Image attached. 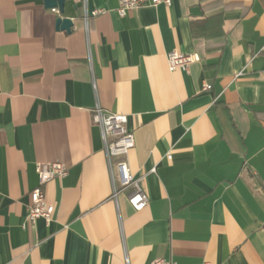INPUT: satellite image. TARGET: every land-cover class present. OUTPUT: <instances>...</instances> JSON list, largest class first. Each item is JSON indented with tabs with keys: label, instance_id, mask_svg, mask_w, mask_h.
<instances>
[{
	"label": "crops",
	"instance_id": "0c3cea01",
	"mask_svg": "<svg viewBox=\"0 0 264 264\" xmlns=\"http://www.w3.org/2000/svg\"><path fill=\"white\" fill-rule=\"evenodd\" d=\"M118 5L0 0V264H264V0ZM173 50L200 60L172 71ZM97 104L127 116L142 210L113 195ZM55 160L52 219L31 221Z\"/></svg>",
	"mask_w": 264,
	"mask_h": 264
},
{
	"label": "built area",
	"instance_id": "2783aa9c",
	"mask_svg": "<svg viewBox=\"0 0 264 264\" xmlns=\"http://www.w3.org/2000/svg\"><path fill=\"white\" fill-rule=\"evenodd\" d=\"M161 3L170 5L172 0H119L116 9L120 16H126L129 10L140 8L142 6H157ZM86 7V1L83 2ZM106 11L105 8H95L92 11L85 12V20L88 21L91 16ZM168 65L170 70L176 68L187 69L195 61L200 60L196 53H185L180 51H170L168 53ZM211 84L205 83L204 89L208 90ZM93 122L98 125L102 132L105 144V150L108 156L113 180L114 193L116 196L124 190L128 193L129 202L135 210H142L149 203V195L143 186V177L135 175L129 165L128 154L135 145L134 134L127 128V116L122 113L108 111L100 104L93 109ZM167 158L172 159V152L167 153ZM38 174V184L30 191V203L27 207L28 219L36 221L44 218L47 221L52 219L55 211V205L49 203L45 195V186L56 178L66 177L69 173V167L58 160L38 162L36 165ZM150 264H177L174 259L157 257Z\"/></svg>",
	"mask_w": 264,
	"mask_h": 264
},
{
	"label": "water",
	"instance_id": "95a60500",
	"mask_svg": "<svg viewBox=\"0 0 264 264\" xmlns=\"http://www.w3.org/2000/svg\"><path fill=\"white\" fill-rule=\"evenodd\" d=\"M45 6L47 8H55L58 9L60 14H64L65 12V4L66 0H44ZM74 25L73 20L70 17L59 16L57 18V28L62 30L71 31Z\"/></svg>",
	"mask_w": 264,
	"mask_h": 264
},
{
	"label": "trees",
	"instance_id": "16d2710c",
	"mask_svg": "<svg viewBox=\"0 0 264 264\" xmlns=\"http://www.w3.org/2000/svg\"><path fill=\"white\" fill-rule=\"evenodd\" d=\"M222 103H223V101H216L215 104H222Z\"/></svg>",
	"mask_w": 264,
	"mask_h": 264
}]
</instances>
